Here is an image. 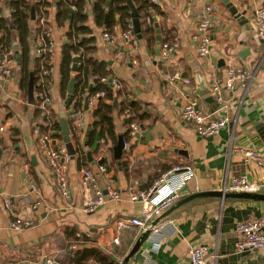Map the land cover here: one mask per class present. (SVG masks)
<instances>
[{"label": "crops", "instance_id": "obj_1", "mask_svg": "<svg viewBox=\"0 0 264 264\" xmlns=\"http://www.w3.org/2000/svg\"><path fill=\"white\" fill-rule=\"evenodd\" d=\"M27 1L35 3L37 0ZM92 1L85 0L83 6V10L88 12L87 24L96 39L92 55L108 61L112 76L127 91L123 96L137 102L141 117L138 132L125 141L118 160L113 155L114 145L110 148L103 138H100L96 149H92V145H84L97 100L95 98L89 103V97L85 96L87 92H84V99H88L87 110L82 106L85 126L83 130L73 128L77 137L72 136L68 116L72 103H64L67 90L63 95L58 70L68 22L57 23L56 0H47L45 17L52 27L56 44L48 79V90L53 97L50 113L59 121L66 118L76 148L75 155H69L67 160L72 200L64 201L54 185L52 171L36 133L41 114L36 98L33 104L27 99V88L25 90L21 85L24 70L14 54L15 64L10 78L0 81V127H3L0 130V264H46L47 257L64 263L58 260L64 247L73 250L96 247L121 264L142 230L134 227L115 232V220L139 214L141 207L147 203L139 196L137 200H132L131 195L148 191L154 180L174 165L188 164L194 173L193 180L184 187L182 195L174 203L193 193L221 190L223 183L240 174L259 183L258 192L264 193V169L253 162H243L235 150L238 146L255 148L251 143L247 144L246 137L253 133L257 123L264 120V41L257 38L253 25L254 10L264 5V0H149L151 6L147 13L153 19L151 25L154 27V22L159 25L161 42L177 43L169 60H163L160 53L155 54V27L153 40L141 33L140 39L136 37V49L130 50L122 41L119 26L114 33V46L107 52L101 38L103 27L94 23L89 12ZM225 1L235 5L239 12H244L247 21L240 23L234 19ZM153 5L164 14L157 13ZM205 5L212 8L213 23L209 52L202 57L197 53L194 35ZM9 16L8 0H0V17ZM39 16L40 11L29 23L27 68L30 69L35 67L38 57L34 48ZM8 47L18 51L20 56L16 35H13L12 44ZM189 55L194 57L197 69H192ZM230 65L248 67L254 76L248 89L238 85L226 90L225 107L218 109L217 106L212 111L213 106L197 94L198 83L202 78L201 84L210 90L213 81L224 77ZM173 71H179L181 79L169 81L166 76ZM183 78H188L189 82ZM121 98L119 96L118 100ZM189 99H196L200 108L212 117L225 116L226 127L214 136L199 135L194 125L183 121L180 116L183 104ZM123 117H126L123 113L118 115L114 112L118 135L126 129ZM52 144L65 148L61 134L53 139ZM79 145L84 146V158L77 154ZM88 150H91V161L86 155ZM258 150L264 154V147ZM101 159L102 163H98ZM99 164L107 168L105 173L98 172ZM85 168H91L97 174L94 186L87 187L82 183L81 172ZM109 178L114 179L120 198L107 199L94 210L84 211L87 200L94 198L96 188L105 193L104 186ZM192 184H197L199 189L193 190ZM5 195L14 197L21 216L34 219L31 227L17 231L8 226L9 216L2 205ZM263 212L264 200L215 195L192 198L174 207L155 223L160 227V234L146 239L141 251L133 254L128 264H191L187 248L197 244L207 246L209 258L217 254L216 264H264L261 254L235 250L236 224ZM114 236L118 237V242L113 241Z\"/></svg>", "mask_w": 264, "mask_h": 264}, {"label": "built area", "instance_id": "obj_2", "mask_svg": "<svg viewBox=\"0 0 264 264\" xmlns=\"http://www.w3.org/2000/svg\"><path fill=\"white\" fill-rule=\"evenodd\" d=\"M45 1V0H40ZM72 9H75L72 6ZM39 16V31L35 39L34 52L39 57L40 66L37 73V79L34 82V96L40 111L41 116L48 117L50 114L53 97L48 90V79L52 72V65L54 63L56 44L52 37V27L46 21L45 6L40 5ZM212 8L210 5H205L199 19L196 23V32L194 39L197 41V53L199 56H205L209 52L210 46V28L212 26ZM150 16H146L145 23L152 24ZM253 25L255 35L260 40L264 41V5L255 8L253 14ZM119 24H115L111 29H102L101 38L104 42L105 50L110 52L114 46V33L119 29ZM122 41L130 50H135L137 47V38L133 31V25L130 21L125 30L122 31ZM176 41H163L160 44V56L163 60H169L172 57L173 51L176 47ZM15 64L14 50L11 47H0V81H7ZM254 73L248 67L240 65H230L227 67L224 77H217L211 84L210 90L214 101L219 108L226 105L225 91L231 90L236 86L245 87L248 89ZM166 78L169 81L181 79L179 71H173L168 74ZM185 82H189L188 78H183ZM102 82L111 84L113 90L121 88V84L114 76L105 75L100 79ZM86 92V91H85ZM84 94V93H83ZM105 91L102 90L95 95H91L89 103H92L97 96H104ZM124 116L130 115V109L126 108L123 112ZM69 119L71 120L74 129H84L83 109L76 108L69 112ZM180 116L183 121L190 122L194 125L196 132L205 136H214L219 131L226 127L227 118L225 116L212 117L211 114L205 113L199 106L196 99L187 100L181 109ZM129 135L134 137L138 132V123L132 121L130 123ZM3 127H0L2 130ZM39 144L47 159L49 167L52 171L54 185L61 196V198L69 202L72 200V192L68 184L67 176V160L68 155L64 147H55L52 144L53 136L49 129L43 130L41 127L36 128ZM236 152L241 155L243 162H253L258 167L264 169V154L256 148L245 146H238L235 148ZM107 168L103 164H99L98 172L105 173ZM194 178V173L190 165L178 164L172 166L167 171L157 177L153 185L148 191L140 192L131 195L132 200H137L138 196L147 204L142 206L139 214L131 217H121L115 220V232L124 228L132 229L134 227L144 230L150 228L151 235H159L160 227L151 224L152 220L168 209L179 197L182 195L184 187L191 183ZM82 183L89 187L94 186L97 182V174L91 168H85L81 172ZM34 187V184H32ZM260 184L247 179L244 175H234L230 178L228 183L221 185L222 191H251L257 192ZM192 189L197 191L199 189L197 184H192ZM105 193L102 189L96 188L94 191V198L87 200L83 207L84 211H92L99 204L107 199L120 198V191L116 188L114 179L109 178L104 186ZM2 205L6 210L8 218V226L13 230H22L31 227L34 224L32 217H24L17 211V204L14 197L5 195L2 199ZM33 205L32 207H35ZM236 240L235 250L237 252L258 253L264 256V212L259 216L248 217L239 221L235 227ZM114 242H118V237H113ZM73 247V245H71ZM187 255L191 264H216L217 254L207 255V246L204 244L190 245L187 248ZM46 264H64L55 261L52 257L46 258ZM92 264H98L93 262Z\"/></svg>", "mask_w": 264, "mask_h": 264}, {"label": "trees", "instance_id": "obj_3", "mask_svg": "<svg viewBox=\"0 0 264 264\" xmlns=\"http://www.w3.org/2000/svg\"><path fill=\"white\" fill-rule=\"evenodd\" d=\"M131 1L140 20L141 33L144 37L153 40L154 27L145 23V18L148 15L147 9L151 6V3L149 0ZM42 4L46 6L48 4L47 0L42 2L37 0L35 3H30L27 0H8L10 16L8 18L0 17L1 47L11 46L13 35L17 37L21 57L20 64L24 70L21 85L25 90L30 71L34 74L35 82L40 66L39 57H36L35 67L33 69L27 68L31 9L33 8L34 14H37ZM84 4L85 0H56L57 23L62 25L68 22L66 42L61 46V61L58 68L59 86L64 95L69 79L71 76H74L72 109L83 108V93L85 91L87 92L85 96L87 95L88 97L102 90L105 91L104 96L96 97V105L92 111L94 119L86 132L85 143L86 146H91L98 133L100 138H103L104 143L111 148L118 139V134L115 132L114 112L120 115L126 108L130 109V115L123 117V123L126 126L125 131L122 133L124 141H129L130 123L132 121L139 123L141 117L138 115L137 102L123 96L127 92L126 89L121 87L120 89L113 90L111 84L100 80L105 75L112 76V73L108 67V61L98 59L92 55L96 49V39L92 35V29L87 24L88 12L83 10ZM70 6H74L75 10L69 17L67 9ZM154 8L160 15L164 14L157 6H154ZM89 12L92 14L94 23L107 30L111 29L113 25L119 24L123 31L132 20L127 0H93ZM105 16H107V22H105ZM75 55H78V62L76 71L73 72L71 64L72 58ZM119 96H122L120 100H118ZM39 125L41 129H49L53 133V131L60 128V121L51 112L48 117L41 116ZM73 131L72 127V136L76 138V133ZM53 137L55 138L57 135H53ZM83 147L79 145L77 148V154L82 158L85 155ZM121 160L124 164L123 158ZM58 260L66 264H92L93 262H97L98 264H118L110 254L96 247H86L77 250L64 247V251Z\"/></svg>", "mask_w": 264, "mask_h": 264}, {"label": "water", "instance_id": "obj_4", "mask_svg": "<svg viewBox=\"0 0 264 264\" xmlns=\"http://www.w3.org/2000/svg\"><path fill=\"white\" fill-rule=\"evenodd\" d=\"M225 3H227V7H228V10L230 12V15L234 19L238 20V22H240V23H245L247 21V20H245L244 12H239L237 7L235 5L228 3V1H225ZM127 4H128L130 11H131V16H132L131 22L133 25V31L136 34V37L140 39L142 37V34H141V26H140V20L138 18V14H137L136 9H135L131 0H127ZM67 10L69 12V17H70V15L72 13V9L68 8ZM31 19H34V9L33 8L31 9ZM105 22H107V16H105ZM154 27H155V54L159 55L161 35H160L159 25L157 22H154ZM245 52H247L246 49H245ZM14 54H15V58L17 60H20V56H19L18 51H15ZM188 60L192 66V69L198 68V65H197L194 57L189 55ZM77 62H78V55H75L72 58V64H71V70L73 72L76 71ZM195 77L198 79L199 76L197 75ZM200 81L201 82L198 83L199 86H198L197 94L201 97H204V101L211 104L213 106L212 111H214L218 105L214 101L212 95H210L209 88L204 87V85L201 84L203 82L202 78ZM74 82H75V78H74V76H71V78L69 79V82L67 84V96H66V99L64 101V103L66 105H69L71 102L72 94L74 91ZM89 89H90V87H89ZM33 90H34V74L32 71H30L29 77H28V82H27V99H28L30 104H33L34 100H35ZM114 104H115V102H114ZM83 107H84V110H87V108H88L87 97L84 99ZM60 125H61L60 130H55V131H53L52 134L55 136L59 135V134L62 135V139L64 142V146H65V150H66L67 155L73 156L76 153V148L74 147V144L72 142V139L70 136V129H69L66 118L63 117L60 119ZM246 139H247V144L251 143L256 149L264 147V120H262L261 122L257 123L254 126L253 133L251 135H248V137H246ZM99 141H100V135L97 133L95 136V141L92 144L91 148L96 149L98 147ZM124 144H125V141H124L122 135H118L117 142L113 146V155H114L115 159L118 160L121 157L122 150L124 149ZM84 145H86V143H84ZM86 155H87L89 161H91V159H92L91 158V150H88L86 152ZM98 163H102V159L98 160ZM119 170L121 171L120 166H119ZM206 195H215V196L223 197V198H226V197H243V198L253 199V200H264V193H261L258 191L257 192L231 191V190H229V191H222V190L201 191V192L193 193V194L185 197L184 199L177 201L171 207H169L166 211H164L161 215H159L151 224H155L159 219L166 216L177 205H180V204H182V203H184V202H186L192 198L206 196ZM149 233H150V228H146V229L141 231V233L138 235L135 242L131 246L130 250L128 251V253L123 257L121 264H128V261L132 257V255L135 254L136 252L141 251V245L146 240L147 235Z\"/></svg>", "mask_w": 264, "mask_h": 264}]
</instances>
